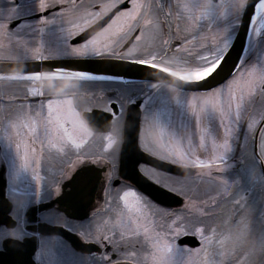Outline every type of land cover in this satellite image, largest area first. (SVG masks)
I'll return each mask as SVG.
<instances>
[{"label":"snow or ice","instance_id":"snow-or-ice-1","mask_svg":"<svg viewBox=\"0 0 264 264\" xmlns=\"http://www.w3.org/2000/svg\"><path fill=\"white\" fill-rule=\"evenodd\" d=\"M124 2L35 0L41 12L54 9L53 16L40 17L37 31L42 34L47 25L62 24L71 55L110 54L131 59L167 77L168 86L174 90L178 82L200 81L218 70L228 40L225 31L214 29L211 21L230 13L235 16L247 4V0H175L165 7L161 0H127V7H119ZM12 11L0 17V89L4 90L0 99L20 103L0 105V135L14 148L19 168L30 172L37 186L44 179L40 173L43 164L52 163L49 173L57 192L60 179L81 161L107 165L105 199L96 210L91 231L85 234L102 247L112 245L117 252L116 259L108 252L100 253L104 264H264V228L255 230L249 209L239 198H230L231 184L222 176L241 120L257 134L256 148L264 159V68L240 66L222 88L189 99L196 118L195 140L191 136L177 138L152 120L145 122L141 147L183 169L182 175H175L139 166L154 182L182 198L180 207L167 208L134 187L112 183L119 178L118 113L103 88L89 92L82 84L103 80L105 74L68 67L29 70L25 63L23 71L15 70V61H43L52 53L45 49L41 36L28 41L17 34L19 29L9 28ZM251 28L257 35L264 31V0H256ZM81 33H87V38L69 43ZM10 68L14 74L7 73ZM65 76L67 82L61 84ZM43 78L49 82L37 88L36 82ZM13 84L15 90L9 93ZM82 98L85 103H81ZM94 107L113 114L102 132L90 126L84 115ZM210 110L218 116V135H212L202 123V115ZM97 137L103 144L90 149ZM214 169H218L215 175ZM205 179L217 187L189 192L186 185L190 181ZM201 195L206 199L201 200ZM101 209L108 214L101 216ZM185 237L197 238L199 246L181 243ZM49 244L51 264H83L93 255L78 252L55 236L49 237ZM57 246L61 249L59 257ZM185 254L189 255L187 261L183 260ZM192 257L199 259L193 262Z\"/></svg>","mask_w":264,"mask_h":264},{"label":"flooded vegetation","instance_id":"flooded-vegetation-1","mask_svg":"<svg viewBox=\"0 0 264 264\" xmlns=\"http://www.w3.org/2000/svg\"><path fill=\"white\" fill-rule=\"evenodd\" d=\"M174 2L175 0H161V4L165 7L170 6ZM122 5L124 6L123 8L127 7V0ZM245 6L235 16L230 13L226 17L211 21L214 29H223L225 31L228 40L227 49L221 55H224L235 41ZM10 9L13 11L9 28L13 30L19 29L17 34L28 41H31L35 36H41L45 49L52 53L47 60L27 59L25 62L18 60L14 64H41L49 60L97 57L131 60L110 54L82 57L71 55L65 42L67 39L65 33L61 30L63 28L62 24H49L42 34L37 31L40 17L53 16L54 9H47L41 12L38 10L35 0H0V17L7 16ZM251 22L252 18L250 19L243 49L234 71L221 86L213 90L226 85L235 74V70L240 66L264 68V31L257 35L251 28ZM76 37H73L69 43H73ZM48 82L49 78H43L36 82V86L39 88L41 83L47 84ZM65 82H67V78L61 80V84ZM83 84L92 87L91 90L85 87V90L89 92H93L97 88H103L105 97L112 101V108L116 109L118 113L121 128L127 107L140 101L141 121L138 148L142 153L156 158L141 147L140 135L147 120H152L177 138L191 136L194 140L196 139V119L187 112L179 113L173 102L169 101L161 93L149 92L148 87L157 85V83L125 82L120 84L110 80H92L83 81ZM158 86L167 87L160 84ZM15 87L16 85L13 84L7 91L11 93L15 90ZM3 94L4 90L0 89V96H3ZM177 94L179 96H196L201 93L180 92ZM15 103L19 104L20 101L16 100ZM81 103H85L83 98L81 99ZM182 104L185 103L182 102ZM91 111H101L107 115L110 114L111 117L107 127L113 120V114L100 107H94ZM202 123L209 129L212 135L219 134L218 116L214 111L209 115H202ZM103 142L98 137L94 138L89 148L97 149ZM257 143V134L249 131L246 121L241 120L232 137L233 150L228 154V167L224 169L222 176L231 184L230 198H239L243 206L249 209L252 223L256 222L260 228H264V159H261L259 156L256 148ZM120 146L121 140L119 139L116 147V172L118 176ZM159 161L177 166L166 161ZM142 164L139 163L137 165L138 172L163 190L161 192L162 196H159L156 202L167 208L180 207L183 204L182 198L174 192H170L161 184L154 182L147 174L142 173L139 167ZM143 165L148 167L146 164ZM51 166H53L52 163L47 161L43 164L40 173L44 179L37 186L31 173L19 168L14 148L0 135V168L3 167L4 169L3 179L5 181L3 199L0 200V264H51L49 253L51 246L49 244V237L51 236L62 240L70 248L78 252L93 254L90 258L84 260L83 264H104V261L99 258V254L103 252L110 253L112 258L116 259L117 252L113 251L112 245L104 244L102 247L99 242L89 240L85 235L91 231L96 210L105 199V171L107 165L102 162H94L90 159L81 161L67 177L60 179L58 192L49 173ZM89 166L98 170V179L94 190H92V183L90 182L92 179L91 175L88 177L87 175H83L85 182L82 184L76 183V185L82 186V188H75L76 180L81 179V169ZM217 171L218 169H214L213 175ZM86 180L89 182H87L88 185ZM194 182L196 186L198 185L195 191L192 188V181L186 185L191 194H195L198 188L203 191L209 186L213 189L217 187L215 184L209 185L207 179L203 182L199 180H195ZM112 183L121 187H134L120 176L118 179L113 180ZM214 194V192H209V195ZM200 199L205 200L206 197L201 195ZM73 202H75L74 205H72ZM67 207H75L77 210L82 211L81 215H78L80 217L72 218L67 216L64 212ZM100 214L101 216H106L108 213L106 209H101ZM197 241L198 245L196 247L200 243L198 239ZM60 254L61 249L57 246V256L59 257ZM188 259L189 255L185 254L183 260L187 261ZM191 259L195 262L199 257H192Z\"/></svg>","mask_w":264,"mask_h":264},{"label":"water","instance_id":"water-1","mask_svg":"<svg viewBox=\"0 0 264 264\" xmlns=\"http://www.w3.org/2000/svg\"><path fill=\"white\" fill-rule=\"evenodd\" d=\"M256 0H248L243 15L242 21L239 27V31L235 38V41L224 54V60L216 72L209 77L195 82H178L175 85V89L189 93H203L212 90L222 83H224L234 71L238 60L240 58L243 43L248 31L250 19L252 18L255 11ZM119 7L123 8V5ZM108 18L105 19V21ZM104 21V22H105ZM87 33L76 37L73 43H79L81 40L87 38ZM15 70L23 71L24 64H14ZM29 70H42L43 68H54V67H68L78 70H82L94 74H105V79L115 80L121 82H149L157 83L159 81H165L159 83L161 85L168 86L167 77L155 70L151 69L147 65L139 64L131 60L114 59V58H80V59H66V60H49L43 63L26 64ZM9 75L14 74V69L10 68L6 70ZM66 77V76H65ZM87 118L90 126L95 130L102 132L106 129L107 124L110 120L111 115L105 114L101 111H91L84 114ZM141 121L140 101H137L129 105L126 109L123 125L121 128V146L119 150V176L131 183L135 188L140 190L143 194L148 196L154 201H158L159 196L163 190L157 185L147 180L142 176L138 170L137 165L144 163L148 166L162 169L168 173L176 175H182L183 169L177 166H172L167 163L161 162L158 159L142 153L138 148V136ZM3 167L0 168V200L3 199ZM83 175L92 176V190L97 184L98 170L92 166L81 169V179L76 180L75 188H82L77 184L85 182ZM88 180H86V183ZM89 183V182H88ZM87 183V185H88ZM75 202L72 203L74 205ZM65 214L69 217L75 218L80 217L82 211L77 210L75 207L66 208ZM181 243H188L192 247L198 245V241L195 237L182 238ZM83 250V249H82Z\"/></svg>","mask_w":264,"mask_h":264},{"label":"rangeland","instance_id":"rangeland-1","mask_svg":"<svg viewBox=\"0 0 264 264\" xmlns=\"http://www.w3.org/2000/svg\"><path fill=\"white\" fill-rule=\"evenodd\" d=\"M92 55L96 56V55L91 54V53L89 54V56H92ZM82 84H83V82H82ZM83 85L88 90L92 89V87L90 85L89 86H85V84H83ZM148 89H149L150 93L156 92V93H161L163 96H166L169 99V101L173 102V105L178 109L179 113L187 112V113L191 114L194 119H196L194 113H192V111L189 108V104H188L189 99L191 97H193V96H179L177 93H180V92L175 90V89L173 90L170 87H160V86H155L154 85V86H149ZM88 90H86V91H88ZM0 97H3V96H0ZM182 102H184L185 104H182ZM2 104H4V105L6 104L5 106L18 105L16 103H15V105H13L11 101L0 99V105H2ZM211 112L212 111L210 110V111L204 113L203 115H209ZM0 115H3V113L0 112ZM197 186H196L195 182H193V187L192 188H193L194 191H195V188ZM253 226H254L255 230H257V231H259L261 229L260 226L258 225V223H256V222H253Z\"/></svg>","mask_w":264,"mask_h":264}]
</instances>
